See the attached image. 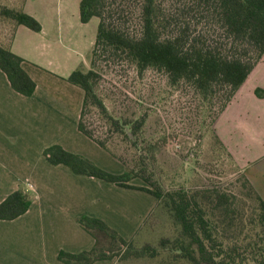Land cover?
I'll return each mask as SVG.
<instances>
[{
    "label": "trees",
    "instance_id": "obj_1",
    "mask_svg": "<svg viewBox=\"0 0 264 264\" xmlns=\"http://www.w3.org/2000/svg\"><path fill=\"white\" fill-rule=\"evenodd\" d=\"M130 2L80 0L81 20L87 22L92 16H98V29L91 66L87 70L76 68L67 76L69 81L84 89L79 128L114 155L106 141L89 127L86 116L91 109L97 108L116 130L124 131L128 125L136 136L142 131L148 113L145 111L135 119H126L109 111L96 88L99 78L96 66L103 56L125 57L140 73L149 67L164 70L171 85L191 84L210 103L216 95L223 96V110L264 54V0H186L177 8L175 17L165 13L162 0H140L142 28L139 32L130 31L127 24ZM0 14L34 30L42 28L35 16L16 7L0 3ZM23 59L0 43V66L11 85L31 95L36 80L24 68ZM255 92L264 96V86H257ZM44 154L50 162L65 163L79 174L151 192L166 205L179 222L182 234L188 238L179 241L162 236L158 244L145 242L137 246L104 219L84 213L77 219L96 237V243L78 252L61 249L58 257L67 264H92L116 255L121 259L153 258L166 247L177 248L179 255L198 264H249L244 257L245 251L254 253L256 247L257 254L264 251V196L253 186L251 190L257 205L250 222L257 227L258 238L248 241L246 249H241L230 234L234 232L232 227H241L245 218L236 214L235 196L225 190L216 187L192 191L184 187L168 189L144 164L114 172L59 143L45 147ZM135 176L142 177L148 184L131 182ZM33 197V192L21 184L0 202V218L12 219L23 214ZM260 264H264V256Z\"/></svg>",
    "mask_w": 264,
    "mask_h": 264
},
{
    "label": "crops",
    "instance_id": "obj_2",
    "mask_svg": "<svg viewBox=\"0 0 264 264\" xmlns=\"http://www.w3.org/2000/svg\"><path fill=\"white\" fill-rule=\"evenodd\" d=\"M0 3L22 9L42 23L41 30H34L9 17L13 24L11 35L6 26L0 29V43L24 58V68L36 80L34 92L24 94L13 88L0 66V202L21 184L34 194L26 212L12 219L0 218V264H67L58 257L61 249L78 252L96 243V237L77 219L84 213L104 219L127 240L138 235L143 225L147 231L154 230L155 220L152 223L148 220L161 205L157 196L143 189L79 174L65 163L50 162L44 154L45 147L59 143L111 171L125 170L118 157L78 126L84 89L67 76L80 68L81 63L88 67V58L78 50L65 59L58 58L65 39L75 37L72 28L85 24L80 18V0H64V3L63 0H0ZM257 86H264V54L217 122L235 103H240V108L234 111L238 117L246 112L253 118L256 111L264 116V97L256 94ZM234 123L227 121L226 125ZM255 143H259V148L249 150L264 153V139ZM263 162L261 159L252 174L262 195L264 190L257 185L264 180ZM116 262L113 257L92 264Z\"/></svg>",
    "mask_w": 264,
    "mask_h": 264
},
{
    "label": "rangeland",
    "instance_id": "obj_3",
    "mask_svg": "<svg viewBox=\"0 0 264 264\" xmlns=\"http://www.w3.org/2000/svg\"><path fill=\"white\" fill-rule=\"evenodd\" d=\"M184 1L186 0H162L163 10L169 16L175 17L179 10L177 8ZM61 7L60 1L58 8ZM130 7L127 21L129 30L139 32L142 28L140 0H131ZM8 18L0 14V29L6 26L8 35H11L13 24L10 18L7 23ZM98 23L99 17L94 15L85 24H81L82 26L72 28L71 32L75 37H67L64 33L68 39L60 47L58 58L65 59L73 50L81 51L88 58V67L83 63L80 65L79 61L77 64L81 69H88L91 66ZM96 67L99 71L97 91L114 116L135 119L145 111L148 115L142 131L136 136L128 125L124 131L116 130L93 107L87 114L86 121L95 135L106 141L108 148L123 162L125 169L144 164L168 189L184 187L192 191L216 187L234 195L236 214L245 219L238 229L236 226L232 227L234 232L230 235H234L231 239L237 241L241 249H246L248 241L258 238L257 227L250 219L257 205L251 186L260 193L253 182L252 174L257 171L261 159L264 161V153L253 152L259 148V143L255 142L264 139V116L261 112H254L253 118L246 112L240 113L238 117L234 115V111L240 108V103H235L226 116L217 122L226 108L221 110L223 96L216 95L210 103L193 85L185 82L171 85L166 72L155 67H149L140 73L135 64L125 57L103 56ZM257 117L259 120H256ZM227 121L235 122V125H226ZM223 122L225 129L222 127ZM260 122L263 123L259 124ZM251 147L253 150H249ZM131 181L148 184L140 176H135ZM257 186L264 190V180L259 181ZM156 211L155 216L148 220L149 223L155 220V229L147 231V226L143 225L144 228L142 226L138 235L130 238L135 245L140 246L145 242L158 244L162 236L179 241L188 240L166 205L161 203ZM168 245L171 246V243ZM258 247L261 251V245ZM170 248H163L153 258L121 259L116 255V264H198L179 255L177 248ZM244 253L249 264H260L264 256V251L257 254V247L254 253Z\"/></svg>",
    "mask_w": 264,
    "mask_h": 264
}]
</instances>
